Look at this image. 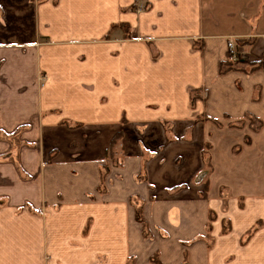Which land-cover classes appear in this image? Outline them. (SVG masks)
Returning <instances> with one entry per match:
<instances>
[{"label":"crops","instance_id":"crops-1","mask_svg":"<svg viewBox=\"0 0 264 264\" xmlns=\"http://www.w3.org/2000/svg\"><path fill=\"white\" fill-rule=\"evenodd\" d=\"M263 59L264 0H0V264H264Z\"/></svg>","mask_w":264,"mask_h":264},{"label":"trees","instance_id":"trees-1","mask_svg":"<svg viewBox=\"0 0 264 264\" xmlns=\"http://www.w3.org/2000/svg\"><path fill=\"white\" fill-rule=\"evenodd\" d=\"M132 8L134 9V7H132ZM119 28L123 29L125 32L127 31V27L124 26V25H113L110 28V30L107 33L105 38L107 39L111 32H113L115 29H119ZM239 64H243V62L240 60V61H238L236 63H233V62H230V61L226 60L225 62L220 63L219 74H225L226 72L231 71L233 69V67H235V66H237ZM254 70H264V59L261 62H259V63L253 64V69L251 71H254ZM245 121H248L249 122V126L253 127V129H255V130H258L262 126L261 122L259 120H257L256 118H254L252 116H249L247 114L244 116L243 120H241L240 122H237V124H240V126H242L245 123ZM254 125H256V126H254ZM236 126H238V125H236ZM244 141H245V143H249V139L247 137H245ZM113 142H115V141H112V144H113ZM105 175H107V170L106 169H104V173L100 174V186L101 185L103 186V184H104ZM203 176L205 177L204 174H203ZM135 219H136L137 222H139L141 224L143 232L145 234L146 224L140 218L139 213L135 214ZM259 225H261L260 222L256 223V227H259ZM254 231H256V229L252 228L249 233H253ZM150 261L155 263V264H159L157 262V260H156V256L150 258Z\"/></svg>","mask_w":264,"mask_h":264},{"label":"built area","instance_id":"built-area-1","mask_svg":"<svg viewBox=\"0 0 264 264\" xmlns=\"http://www.w3.org/2000/svg\"><path fill=\"white\" fill-rule=\"evenodd\" d=\"M227 60L233 63H236L240 60L242 61L240 50L237 48V46L235 47L233 43H230L228 46Z\"/></svg>","mask_w":264,"mask_h":264},{"label":"rangeland","instance_id":"rangeland-1","mask_svg":"<svg viewBox=\"0 0 264 264\" xmlns=\"http://www.w3.org/2000/svg\"><path fill=\"white\" fill-rule=\"evenodd\" d=\"M0 203H4L1 198H0ZM32 213V212H31ZM33 214V213H32ZM257 230V229H256ZM254 233V232H253ZM253 233H248L246 236L243 238V241L246 240V238L250 237Z\"/></svg>","mask_w":264,"mask_h":264}]
</instances>
